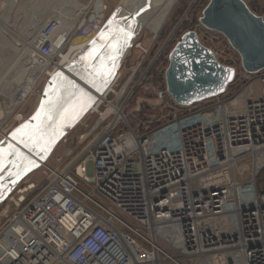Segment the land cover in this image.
<instances>
[{
    "label": "built area",
    "instance_id": "2783aa9c",
    "mask_svg": "<svg viewBox=\"0 0 264 264\" xmlns=\"http://www.w3.org/2000/svg\"><path fill=\"white\" fill-rule=\"evenodd\" d=\"M95 12L92 6L73 35L101 27ZM45 25L28 60L46 65L50 76L65 65L70 40L55 33L56 23ZM132 75L118 89V79L111 83L106 94L115 104L124 102V117L98 112L91 128L98 131L80 154L46 167L37 192L38 185L28 182L11 198L14 211L0 226V264H183L157 243L154 227L162 223L179 226L187 257L264 264V181L257 188L264 166V72L258 75L260 94L239 107L234 99L250 79L227 99L213 98L188 114L175 109L169 120L139 133L128 122L127 105L146 75L129 88ZM156 92L161 101L166 91ZM237 161L248 167L234 172ZM247 170L254 191L244 194L237 175ZM230 214L238 230L222 235L210 218Z\"/></svg>",
    "mask_w": 264,
    "mask_h": 264
},
{
    "label": "rangeland",
    "instance_id": "374dc122",
    "mask_svg": "<svg viewBox=\"0 0 264 264\" xmlns=\"http://www.w3.org/2000/svg\"><path fill=\"white\" fill-rule=\"evenodd\" d=\"M70 1L72 3L71 7L77 12L78 19L81 17L83 12L86 11V14L92 6H95L94 0ZM104 1L107 5L105 13L97 18L103 24L114 11V5L116 4V0ZM244 1L255 14L264 17V0ZM61 2L62 0H14L13 4L7 8L8 5L6 0H0V28H5L4 25L6 26L7 23L14 25L15 32H13L12 35L15 37L17 42L23 43L26 39L28 30L34 27L33 25L35 21L42 20V18L44 19V22L51 20L49 13L52 12V10H56L57 7H60ZM207 2L208 0H177L176 3H173V8L171 9L170 14L164 23H161L156 33L151 32L147 28H144L139 33L135 43L140 42L141 48L136 46L133 47L130 50L131 52H129L125 58L123 64H121L122 71L117 80V89L130 78L132 73L133 75L131 79L133 81L129 88L135 84L142 73L146 75V84H144V87L137 86L133 89L134 92L132 98L129 100L127 105V119L135 132L139 133L145 129H152L159 126V124L166 122L170 119L175 109H179L181 113L188 114L195 112L207 104H211L212 99H206L189 106L180 107V105H177L167 93L163 94V98L160 101L156 92L158 90H165L164 70L168 65V54L174 44L179 40L180 36L187 30H194L195 28H198L197 34L199 41L203 45L209 47L222 64L232 66L236 70L233 82L226 88L225 92L219 96L221 100L237 94L240 91V88L249 79L250 82L254 84V97H257V81L260 72L253 73L249 78H243L241 73L242 68L240 65V57L237 52L231 48L228 41L221 34L199 25L198 19L201 16L202 9L205 7ZM120 3L123 2L121 1ZM123 5L124 4H120L118 8L120 9ZM6 12H8V16L7 19L4 20L6 18ZM126 12H128V10ZM51 16L53 15L51 14ZM88 19L89 17L86 20ZM38 32L35 34L36 36ZM74 36L75 35L71 36L70 41ZM2 38L3 36L0 33V141L14 128L16 129L17 126L19 127L21 124L26 122L25 120H27L33 112V106L42 85V81H40L33 93L28 95L24 101L20 102L16 97L15 101L19 104L12 112L5 115V111H7V107L10 105V99L6 97L5 93L6 82L13 77H16L18 81L22 80L26 76L27 72L25 69L28 67L23 64L25 61L22 60L24 50L14 52L13 47L5 44L4 41H2ZM18 48H21V46H18ZM145 86L148 87V89H146ZM120 105L123 106L124 102ZM103 110L104 106L100 105L99 111L101 112ZM19 115L20 117H18ZM98 119V112H94L84 118L81 123H77L76 128L71 131L69 130L67 135L64 136V139L59 140V142H61L57 146L56 151L52 154L51 158H47L48 160L46 159L44 161L45 166L38 165L18 179V182L11 187L10 194L8 195L9 197L7 196L0 204V226L6 219L5 215L14 211L15 206L12 204L11 198H14V196L18 194V189L22 188L28 182H33L38 185L33 192H37L45 182L46 175L44 172L46 171V167L54 168L65 165L80 154L82 149L96 135L98 128L96 131H91V128L95 125ZM108 120L109 119L105 120V122ZM85 135H87L86 138L82 140L81 138ZM58 158H60V160H58ZM247 167L248 165L246 161H240L235 165L234 170L237 172L239 168L246 169ZM249 170H247L243 175H237L238 180L242 182L240 192L244 194H249L254 191L253 184L249 183V186L246 181L249 177H251V172ZM263 181L264 166L261 167L258 174V190L261 189ZM4 210L6 213H4ZM225 223L226 222L223 220L213 221V225L215 226L224 225ZM155 236L157 243L169 254L179 257L183 264H196L194 260H189L188 257L179 256L180 253L177 248V242L173 239V237L170 239V234L167 230L164 231V236L167 240L161 237V234L158 232Z\"/></svg>",
    "mask_w": 264,
    "mask_h": 264
},
{
    "label": "bare ground",
    "instance_id": "6f19581e",
    "mask_svg": "<svg viewBox=\"0 0 264 264\" xmlns=\"http://www.w3.org/2000/svg\"><path fill=\"white\" fill-rule=\"evenodd\" d=\"M14 0H6L7 5L9 8L13 4ZM123 3H120V2ZM177 0H116V4L114 5V11L111 13L109 18L106 20V22L103 24L101 23V27L97 30H89V26L85 28V31L87 32L86 35L84 36H78L75 35L73 39L70 41V45L65 49L66 56L68 58L66 59L67 61L64 63L65 65L69 63V61L73 58L77 60L79 63L80 57L83 56L89 48L92 47L91 41L94 39H97L100 32L106 28L108 25V21L110 19H113L116 24H119L120 26L124 27H129L131 28L132 35L128 40L127 46L123 49V51L119 54L118 57L115 59V67L113 69V75L110 77V82L107 85L106 90L101 94L98 95L96 102L94 105L89 109V111L78 121V123H81L84 118H86L89 114L94 113V112H100L99 107L100 105L104 106V110L101 111L102 113V118L105 117L108 113H115L116 117L120 116L122 119L123 116V109L122 105L120 104H115L116 100H111L108 99L106 94L109 90H111V86L113 83L116 82V80L119 78L121 75L122 71V65L125 58L131 52L130 50L133 47H139L141 48V43H135L137 40V37L139 33L144 29L147 28L151 32L156 33L158 30L159 26L161 23H164L168 15L170 14L171 9L173 8V3H176ZM95 3V10L97 11L96 13H100L99 16L104 15L105 10H106V4L104 0H94ZM124 4L123 6L118 8L120 4ZM72 3L70 0H62L61 6L57 7L56 10H52L50 12V19L47 22L42 20H36L34 23V27L29 29L27 34H26V39L25 41L22 42H17L15 37L12 35L13 32H15V26L12 24L7 23V25L4 27L5 28H0V33L2 34L3 38L2 41H4L5 44L10 45L13 47L14 52H18L21 50H24L22 60L25 61V64L28 68H26V76L22 80H17L16 77L11 78L9 81L6 82V97L10 99V105L7 107V111H5V115H8L10 112L13 111V109L19 104L18 102L15 101V98L17 97L18 101H24L28 95L33 93L35 90L36 86L40 81H42V85L40 87V91L37 95L35 104L33 106V111L37 106V103L41 97L42 94V89L44 84L47 82L49 78V74L45 75V72L47 71V66L46 65H39V64H34L31 66L29 62V57L30 54L34 50V46L37 43L36 38L39 34L38 31H40L43 27H45V24H49L51 22H54L57 24V28L55 33L59 35H65L69 38L73 35L75 30L81 26L83 22V18L85 15V12L81 15V17L78 19L77 18V12L71 7ZM143 9V11H141ZM128 10V12H126ZM138 13V14H137ZM51 14L53 16H51ZM7 19L8 12L5 14ZM93 18V17H92ZM5 23V21H4ZM44 23V24H43ZM43 24V25H42ZM115 26V25H114ZM161 28V27H160ZM38 30V31H37ZM89 30V31H88ZM38 32L37 36L35 35ZM15 34V33H14ZM36 37V38H35ZM18 40V38H17ZM18 46H21V48H18ZM64 65V66H65ZM63 66V67H64ZM109 66H111V62H109ZM62 67V68H63ZM61 68V69H62ZM58 69L50 71V74L52 75L54 72H56ZM263 72V71H262ZM259 73V72H258ZM50 75V76H51ZM23 77V76H22ZM21 79V78H20ZM112 83V84H111ZM258 84V95L260 94L259 91V82L257 81ZM124 87V86H123ZM122 87V88H123ZM121 88V89H122ZM254 84L251 83L250 87H247L246 89L243 90L242 93H240L238 96L235 97L234 101L236 106H240V102H243L246 97L254 96ZM21 92V93H20ZM20 93V94H19ZM257 95V96H258ZM219 97V96H217ZM216 98V97H214ZM213 99V98H210ZM204 101V100H203ZM99 114V113H98ZM19 117V116H18ZM126 119V118H125ZM22 125V124H21ZM77 127V124L70 129L73 130L74 128ZM18 128V127H17ZM15 131L14 130L9 133L8 135L4 136V138L0 141V144H2L5 148H7V145L9 143L14 144L17 148L21 150V152L25 153L28 155L33 161H35V164L37 167L38 165H44V161L48 158H51L52 154L56 151L57 146L60 144L58 142L55 147L47 154L48 156H44L43 159L40 158V156H37L35 152L30 153L28 149L24 148L22 144L19 143L18 140L13 139L12 133ZM69 130L66 132L64 136L67 135ZM64 136L61 138L62 140L64 139ZM87 135L83 136L82 140L86 138ZM60 139V140H61ZM259 155V154H258ZM264 155V154H263ZM8 159H12V157H8ZM47 159V160H48ZM59 159V158H58ZM263 159V158H262ZM43 160V161H42ZM240 162V161H239ZM238 161L236 163H239ZM261 163L263 164L264 162L261 160ZM35 167H31L30 170L34 169ZM9 168H11V171L15 173L17 169L15 167H12L11 165L5 163V167L3 170H0V175L4 176V179L0 181V204L4 201V199L10 194L11 187L15 185L16 182H18V179L22 177L25 173H27L30 170L24 171L23 168L20 171V174L18 178L12 179V175L9 174ZM235 172V170H234ZM233 170L232 173L234 174ZM14 181V182H13ZM32 183V182H29ZM197 185V184H196ZM9 197V196H8ZM227 211L228 213H232V210L230 209L231 206L227 205ZM216 220H223L226 223L224 225H213V221ZM210 223L212 226H214V229L217 232H220L222 235H233L237 232V221L236 218L233 215L229 216H221V217H212L210 218ZM167 230L168 233L170 234V239L173 237V239L177 242V248L180 253L179 256H184L185 251H183L182 247V234L180 233V228L177 224L174 223H162L154 227L155 235L158 233H161V237L165 239L164 236V231ZM167 240V239H165ZM209 254V253H208ZM217 254H220L223 256L222 251L218 252ZM235 252L231 251L230 253L226 252V256H233ZM212 255V254H210ZM189 260H194L196 264H210L207 262V260L202 256L201 258H198V260H195V258L188 257ZM203 258V259H202ZM212 259V257H209ZM235 258V257H234ZM237 262V260L235 259ZM238 263V262H237Z\"/></svg>",
    "mask_w": 264,
    "mask_h": 264
},
{
    "label": "water",
    "instance_id": "95a60500",
    "mask_svg": "<svg viewBox=\"0 0 264 264\" xmlns=\"http://www.w3.org/2000/svg\"><path fill=\"white\" fill-rule=\"evenodd\" d=\"M198 21L200 26L221 34L228 41L240 57L242 70L251 74L264 70V17L252 12L244 0H208ZM197 29L187 30L180 36L168 54V65L164 70L165 91L180 106H189L223 94L236 73L234 67L219 62L215 53L199 41ZM57 72L84 87L92 94L94 101L78 117L67 123L48 153L107 88L96 91L86 84L78 74L83 72L81 63L72 58L62 69L49 76L36 108L25 121L37 111L49 85L55 87L54 76ZM229 76L231 78L227 79ZM11 177L15 180L17 176Z\"/></svg>",
    "mask_w": 264,
    "mask_h": 264
},
{
    "label": "snow or ice",
    "instance_id": "6c2138e0",
    "mask_svg": "<svg viewBox=\"0 0 264 264\" xmlns=\"http://www.w3.org/2000/svg\"><path fill=\"white\" fill-rule=\"evenodd\" d=\"M131 35L130 26H120L110 19L98 38L91 41L92 47L80 57L83 72L78 74L81 79L96 91H102L113 75L116 57L127 46ZM230 78L231 76L227 77ZM54 84L55 87L49 85L51 91L45 90L44 98L34 115L12 133L13 139L18 140L29 152H35L41 159L62 134L67 123L78 117L94 101L89 91L61 72L55 74ZM6 162L17 169L13 173L9 168V174L17 177L22 168L27 171L36 166L35 161L11 143L7 148L0 144V170L4 169ZM3 179L4 176L0 175V181Z\"/></svg>",
    "mask_w": 264,
    "mask_h": 264
},
{
    "label": "trees",
    "instance_id": "16d2710c",
    "mask_svg": "<svg viewBox=\"0 0 264 264\" xmlns=\"http://www.w3.org/2000/svg\"><path fill=\"white\" fill-rule=\"evenodd\" d=\"M245 3H246V2H245ZM246 4H247V3H246ZM247 6H248V5H247ZM248 7H249V6H248ZM250 10H251V9H250ZM251 11H252V10H251ZM252 12H253V11H252ZM218 61L221 62L220 60H218ZM221 63H222V62H221ZM261 72H262V71H261ZM233 80H234V79H233ZM232 82H233V81H232ZM232 82H231V83H232ZM231 83L228 84V86L231 85ZM228 86H227V87H228ZM219 96H221V95H219Z\"/></svg>",
    "mask_w": 264,
    "mask_h": 264
},
{
    "label": "crops",
    "instance_id": "0c3cea01",
    "mask_svg": "<svg viewBox=\"0 0 264 264\" xmlns=\"http://www.w3.org/2000/svg\"><path fill=\"white\" fill-rule=\"evenodd\" d=\"M161 234V233H160Z\"/></svg>",
    "mask_w": 264,
    "mask_h": 264
}]
</instances>
